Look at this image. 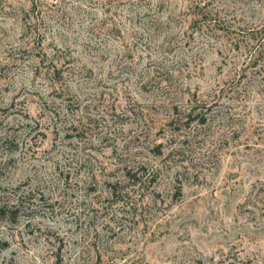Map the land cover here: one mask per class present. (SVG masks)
I'll return each mask as SVG.
<instances>
[{
    "label": "rangeland",
    "instance_id": "1",
    "mask_svg": "<svg viewBox=\"0 0 264 264\" xmlns=\"http://www.w3.org/2000/svg\"><path fill=\"white\" fill-rule=\"evenodd\" d=\"M0 264H264V0H0Z\"/></svg>",
    "mask_w": 264,
    "mask_h": 264
},
{
    "label": "trees",
    "instance_id": "2",
    "mask_svg": "<svg viewBox=\"0 0 264 264\" xmlns=\"http://www.w3.org/2000/svg\"><path fill=\"white\" fill-rule=\"evenodd\" d=\"M205 112H206V110L203 111V112L201 111V112H199V113L197 114V116H198L197 118H198V122H199V123H204V122H205V117H204V116H205V115H204Z\"/></svg>",
    "mask_w": 264,
    "mask_h": 264
}]
</instances>
